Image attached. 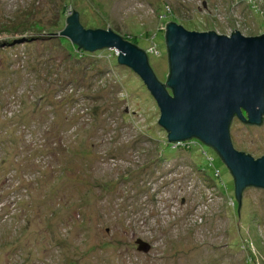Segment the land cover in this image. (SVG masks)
Masks as SVG:
<instances>
[{
	"label": "rangeland",
	"instance_id": "rangeland-1",
	"mask_svg": "<svg viewBox=\"0 0 264 264\" xmlns=\"http://www.w3.org/2000/svg\"><path fill=\"white\" fill-rule=\"evenodd\" d=\"M72 11L144 51L162 84L167 23L264 34V0H0V264H264V189L238 208L217 153L168 142L117 52L59 34ZM231 142L264 156V117L234 118Z\"/></svg>",
	"mask_w": 264,
	"mask_h": 264
},
{
	"label": "water",
	"instance_id": "water-1",
	"mask_svg": "<svg viewBox=\"0 0 264 264\" xmlns=\"http://www.w3.org/2000/svg\"><path fill=\"white\" fill-rule=\"evenodd\" d=\"M66 24L59 34L77 49L90 53L114 50L118 64L138 76L158 107V125L169 143L194 138L217 153L233 177L238 208L244 189H264V156L252 158L237 152L231 142L234 118L250 126L263 122L264 34L245 37L232 31L220 35L167 23L168 75L162 84L146 53L135 45L109 29H83L74 11ZM138 244L140 251L148 250L146 244Z\"/></svg>",
	"mask_w": 264,
	"mask_h": 264
},
{
	"label": "trees",
	"instance_id": "trees-1",
	"mask_svg": "<svg viewBox=\"0 0 264 264\" xmlns=\"http://www.w3.org/2000/svg\"><path fill=\"white\" fill-rule=\"evenodd\" d=\"M128 42H130V41H128ZM131 44H133L132 42H130ZM134 45V44H133ZM76 48V47H75ZM81 50V49H80ZM82 51V50H81Z\"/></svg>",
	"mask_w": 264,
	"mask_h": 264
},
{
	"label": "flooded vegetation",
	"instance_id": "flooded-vegetation-1",
	"mask_svg": "<svg viewBox=\"0 0 264 264\" xmlns=\"http://www.w3.org/2000/svg\"><path fill=\"white\" fill-rule=\"evenodd\" d=\"M235 32V31H234ZM234 32H231L229 35L233 34Z\"/></svg>",
	"mask_w": 264,
	"mask_h": 264
}]
</instances>
